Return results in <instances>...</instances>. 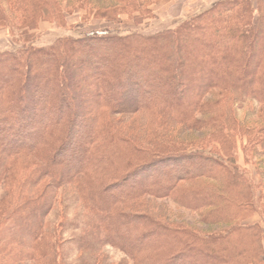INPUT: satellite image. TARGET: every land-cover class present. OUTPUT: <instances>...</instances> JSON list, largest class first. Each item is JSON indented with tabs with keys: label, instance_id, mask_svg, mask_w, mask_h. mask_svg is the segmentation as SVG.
Instances as JSON below:
<instances>
[{
	"label": "trees",
	"instance_id": "trees-1",
	"mask_svg": "<svg viewBox=\"0 0 264 264\" xmlns=\"http://www.w3.org/2000/svg\"><path fill=\"white\" fill-rule=\"evenodd\" d=\"M158 1L0 0V29L61 26L64 3L140 21ZM240 138L255 178L236 166ZM66 186L82 211L49 229ZM0 187V264H109L106 245L112 264H264V226L248 222L264 200V0L0 52Z\"/></svg>",
	"mask_w": 264,
	"mask_h": 264
},
{
	"label": "rangeland",
	"instance_id": "rangeland-1",
	"mask_svg": "<svg viewBox=\"0 0 264 264\" xmlns=\"http://www.w3.org/2000/svg\"><path fill=\"white\" fill-rule=\"evenodd\" d=\"M218 0H160L151 7V15L149 19L132 20L127 15H95L87 10L66 6L65 19L61 26L42 21L38 24L37 31L29 35L28 38L19 36L16 30H8L7 28L0 29V52L4 51H19L22 48L29 46L46 47L52 45L59 38H83L87 34H96L104 30H111L119 33L121 36L140 33L143 35H153L167 29L174 28L184 20L191 18L205 10H207L214 2ZM255 3V0H252ZM66 9H69L68 11ZM70 11V12H69ZM246 111V109H245ZM246 140L237 139L234 149V159L236 166L244 168L248 172V176L255 178L254 167L246 166L244 162L243 146ZM209 148L207 149V151ZM251 164V163H250ZM5 190L0 187V202L3 201ZM257 196V194L255 195ZM264 198V197H263ZM157 206L164 207L169 220L179 222V215L184 214L187 220H194L195 216L187 214L186 212H179L167 201H157ZM261 204V210L258 215H255L248 222H260L264 226V200ZM82 211V206L76 191L73 187H62L55 193L54 205L48 216L46 223L49 229L60 228L61 223L74 220ZM78 232H72L66 229L62 239L63 242L69 240L72 236H77ZM102 253L107 256L109 264L118 263L123 255L110 245L104 246Z\"/></svg>",
	"mask_w": 264,
	"mask_h": 264
}]
</instances>
